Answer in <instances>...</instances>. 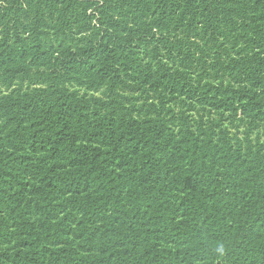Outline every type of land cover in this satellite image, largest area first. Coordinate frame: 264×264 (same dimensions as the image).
<instances>
[{"label":"trees","instance_id":"trees-1","mask_svg":"<svg viewBox=\"0 0 264 264\" xmlns=\"http://www.w3.org/2000/svg\"><path fill=\"white\" fill-rule=\"evenodd\" d=\"M0 264H264V0H0Z\"/></svg>","mask_w":264,"mask_h":264},{"label":"clouds","instance_id":"clouds-1","mask_svg":"<svg viewBox=\"0 0 264 264\" xmlns=\"http://www.w3.org/2000/svg\"><path fill=\"white\" fill-rule=\"evenodd\" d=\"M218 252H220V254H223L224 252V248L223 246L221 245L218 249H217Z\"/></svg>","mask_w":264,"mask_h":264}]
</instances>
